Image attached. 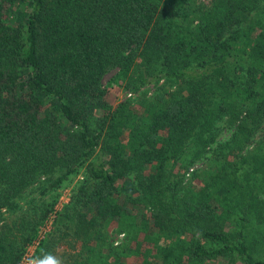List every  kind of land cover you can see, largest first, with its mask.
Listing matches in <instances>:
<instances>
[{
    "label": "trees",
    "instance_id": "16d2710c",
    "mask_svg": "<svg viewBox=\"0 0 264 264\" xmlns=\"http://www.w3.org/2000/svg\"><path fill=\"white\" fill-rule=\"evenodd\" d=\"M114 68L136 88L167 84L138 115L110 110L99 82ZM222 118L232 135L178 195L167 179L204 156ZM263 122L264 0H0V209L18 208L40 176V194L80 166L85 178L41 237L31 220L0 227V264L33 244L30 258L61 264H264V139L246 148ZM97 147L107 159L93 160ZM111 222L130 227L122 243Z\"/></svg>",
    "mask_w": 264,
    "mask_h": 264
},
{
    "label": "rangeland",
    "instance_id": "374dc122",
    "mask_svg": "<svg viewBox=\"0 0 264 264\" xmlns=\"http://www.w3.org/2000/svg\"><path fill=\"white\" fill-rule=\"evenodd\" d=\"M202 5H205L209 0H199ZM130 75V76H129ZM129 76V77H128ZM131 77V78H130ZM135 78V74L131 71L127 72L126 75L121 76L117 72V68L114 69H108L105 71L100 79V87H108L109 90L106 94V101L110 108V110H113L114 108L118 106L125 107V113H129L131 115H135L140 113L142 111V103L146 100H151L154 94H157L160 92L159 87L164 85L166 86L167 83H162L161 80L156 82H150L147 84H144L139 87H135L133 79ZM136 81V80H135ZM129 124L131 122H128ZM217 126L219 127V130L217 131V135L215 137V140L208 146L206 153L203 157L200 159H197L193 161L191 164L187 165L183 169H179L178 164L175 165L174 171L177 172V176H174L171 174L170 178L167 179L166 182H177V193L178 195L184 194L185 192H182L184 190L189 189L192 185H195L199 182L203 181L201 179V172H205L207 170H210L211 168V160L213 155H215V152H219V147L223 144L226 139H228L232 135V127H227L226 118H222L219 122H217ZM116 129H119L120 131L125 132V129H127L126 126L116 127ZM264 139V122L261 125V128L259 131L255 133L253 136V139L251 141V144H248L246 147L247 149L251 148L252 145L256 144V142L260 139ZM262 139V140H263ZM119 142H121L122 145H127L129 143L128 138L125 134H123L119 138ZM223 146V145H222ZM216 149V151H214ZM107 152L104 147L99 148L97 147L96 153H94L93 160L101 159H107ZM132 174L127 175V180L131 183H134L132 180ZM44 182V177L40 176L38 177L35 182L29 186L19 197L18 199V208L14 210H5L4 208L0 209V227L7 226L11 229H23V225L27 223V221H35L37 222V225L35 226V235L38 234L39 237L44 235L45 232H47L49 229H51V222L52 219L55 217L56 213L61 211L62 206L69 204L74 199V193L77 192L78 187L82 182H85L84 178V172L82 166L78 167L76 171L66 176V178L61 182V184L53 189L50 190L44 194H40L38 191V187L42 185ZM130 185H126L122 187V192H126L127 195L129 193L131 195L132 192H129ZM182 190V191H181ZM122 195V194H121ZM119 201H123V196H118ZM51 205V209L53 212H50L48 217L44 220H37V217L42 214V210L44 208H47ZM150 204L147 205L145 211L147 214H150ZM128 208L132 209L130 205L127 206ZM133 210V209H132ZM81 212H85L87 215L92 213V210L90 207L82 206ZM134 213V210H133ZM24 218V219H23ZM225 228L228 227V225L224 224ZM129 226L126 227V224L123 222L115 223L111 222L109 226V235H110V242L115 245L122 243L127 239ZM152 237V236H151ZM161 236L160 240L158 241V245L162 246L164 245L162 241ZM68 239L63 241L59 244L57 248V254L62 253L65 250H68ZM146 245L145 247H147ZM151 246L147 247V249H150ZM34 249V244L30 245L25 248V254L31 255ZM264 244H260L256 246L255 255L258 259L262 260L264 262ZM24 254V255H25ZM55 253V255H57ZM23 255V260L21 264H38L39 260L34 259L33 257H29L28 260H24L25 256ZM128 261V264H134L137 263L138 260H136L133 257H130ZM161 256H158L156 258H150L151 264H161L159 261H155L156 259H161ZM168 264V263H166ZM170 264H176L174 261ZM184 264V262H182ZM204 264H243L240 259H236L232 256H221V257H215L211 260L204 261Z\"/></svg>",
    "mask_w": 264,
    "mask_h": 264
},
{
    "label": "clouds",
    "instance_id": "9594fccd",
    "mask_svg": "<svg viewBox=\"0 0 264 264\" xmlns=\"http://www.w3.org/2000/svg\"><path fill=\"white\" fill-rule=\"evenodd\" d=\"M38 264H61V260L52 254H45Z\"/></svg>",
    "mask_w": 264,
    "mask_h": 264
},
{
    "label": "built area",
    "instance_id": "2783aa9c",
    "mask_svg": "<svg viewBox=\"0 0 264 264\" xmlns=\"http://www.w3.org/2000/svg\"><path fill=\"white\" fill-rule=\"evenodd\" d=\"M24 256H25V259H24L25 261L28 260V258L30 257V256L27 255V254H25ZM28 256H29V257H28ZM22 260H23V258H22ZM21 263H22V261H21ZM21 263H20V264H21Z\"/></svg>",
    "mask_w": 264,
    "mask_h": 264
}]
</instances>
